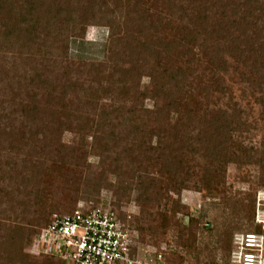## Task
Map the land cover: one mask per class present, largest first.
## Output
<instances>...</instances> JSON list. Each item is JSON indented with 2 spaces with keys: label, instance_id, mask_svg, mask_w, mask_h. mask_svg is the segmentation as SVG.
Masks as SVG:
<instances>
[{
  "label": "rangeland",
  "instance_id": "obj_1",
  "mask_svg": "<svg viewBox=\"0 0 264 264\" xmlns=\"http://www.w3.org/2000/svg\"><path fill=\"white\" fill-rule=\"evenodd\" d=\"M116 1L72 5L86 20L69 24L66 48L48 38L51 46L39 48L46 80L34 79L38 50L32 62L24 49L0 50V264H65L44 256L38 235L54 214L79 207H112L137 252L161 253L163 264L226 262L233 235L254 225L251 207L264 188V25L252 18L257 9H248L243 35L227 22L246 9L244 0H174L171 10L167 0H132V16L156 27L143 30L139 40L153 47L133 70L130 58L106 51L109 21L99 16ZM193 5L216 19L223 11L236 16L220 20L218 36L206 29L196 37ZM67 78L73 85L56 89L48 103L52 86ZM33 104L40 112L30 111ZM143 224L150 228L138 230ZM17 225L33 230L19 249ZM181 229L195 235V248L180 245Z\"/></svg>",
  "mask_w": 264,
  "mask_h": 264
},
{
  "label": "trees",
  "instance_id": "obj_2",
  "mask_svg": "<svg viewBox=\"0 0 264 264\" xmlns=\"http://www.w3.org/2000/svg\"><path fill=\"white\" fill-rule=\"evenodd\" d=\"M80 0H0V50L3 51H16L24 49L25 52L28 54L29 60L32 62L34 59H36L37 55L40 53V47L44 46V48H48L49 46L46 45L48 40L49 42L54 44L56 48H66L68 43V26L71 22H85V18L82 17L79 13H75V10L72 8V5L75 3L77 4ZM117 3H114V6L112 9L109 8L107 11L101 12L100 18H107L110 34H109V40L106 46V51L111 54H115V52L118 54V56H124L126 58H130L131 62L133 63V70L134 67L137 64H140V56L147 55V53H150L152 51L153 42L148 41L146 38L141 42L139 38L141 37V34L144 33L143 30H151L156 29L153 22L149 21L145 23V17L144 16H132L133 14H136V9L131 8L132 6H135L138 4V2H135V4H132V0H118ZM119 2V3H118ZM234 6L237 7L244 5L246 8L243 10L242 13H239L240 15H237V18L233 20V22H227L228 26H234L239 34L242 33L243 35L246 34V28L249 23V17L251 16V8L254 7V9H257V13L259 14L255 18L258 23H261V25H264V0H244V4L241 3H235L234 1L231 3ZM167 10L172 9V5L175 4L174 0H167L166 2ZM224 4H222L223 6ZM225 5H230V1L227 0ZM224 5V6H225ZM194 9L195 21H198V24L196 26L201 27L200 31H195L196 37L202 32L204 33V30L206 29L209 31V35L212 36L219 34V28H221V25L218 24L221 19H227L236 16L234 15H226V11H223L221 18H215V16L212 15V13L209 10H202L204 14H200L198 11V8L196 6H192ZM251 12H249V10ZM197 10V11H195ZM235 10V9H234ZM242 11V10H241ZM138 12V11H136ZM141 12V11H140ZM170 13L168 15L172 16L174 14L173 11H169ZM144 14L143 12H141ZM112 14V15H111ZM141 14V15H142ZM174 16V15H173ZM159 17V16H158ZM138 20L137 26L130 27L131 19ZM160 18V17H159ZM170 18V17H169ZM182 20V17H180ZM161 19V18H160ZM216 19V20H215ZM178 20V19H177ZM171 21V20H170ZM200 22V23H199ZM237 25V26H236ZM263 27V26H262ZM182 29V28H181ZM185 33L189 30V28L186 26ZM190 33V32H189ZM134 35V36H133ZM24 36V37H23ZM136 36V37H135ZM139 36V37H137ZM186 36V35H185ZM184 36V37H185ZM195 37V36H194ZM48 38V40H46ZM52 38V39H49ZM208 40V37H206ZM205 38V39H206ZM216 38V37H215ZM217 40V39H216ZM136 42V43H135ZM46 46V47H45ZM123 46V47H122ZM263 46V45H262ZM127 49V50H125ZM38 50V54L37 51ZM264 50V49H263ZM40 55V59L37 60L38 67H34V79H42L43 73L42 70H46L45 63L43 62L44 59H46L45 55ZM36 56V57H35ZM125 59V58H124ZM121 60V59H120ZM123 61V60H122ZM121 61V62H122ZM119 63L114 64L115 68L119 67ZM103 64L99 65L102 66ZM121 72L123 70L119 68ZM171 77V75H170ZM172 78V77H171ZM42 80H46V78H43ZM72 84L69 78H67V83L62 84L60 86L53 85L52 92H48L49 100L51 98H54L57 96V93H55L56 89L59 93H64ZM154 92L157 90L158 83L155 84ZM59 88V89H58ZM162 88V87H161ZM55 91V92H54ZM54 92V93H53ZM47 93V92H46ZM60 94V98L62 99ZM49 106V105H48ZM62 108L65 106H61ZM30 111L34 114V112H40L39 108L36 105H32L29 107ZM133 109L130 110L132 112ZM108 113L106 111L101 112V116H106ZM105 118V117H104ZM104 119H101V121L98 124H104ZM2 129L0 130V137L3 135ZM24 135V132H23ZM3 138V136H2ZM96 138V137H95ZM102 140H109L108 137L101 138ZM1 140V139H0ZM6 140V139H5ZM102 140L96 141L98 144ZM264 189V188H263ZM151 200V199H150ZM146 203H149L148 199L145 200ZM254 204L255 201L252 204L251 207V213H250V221L252 222V227L246 228L243 231H253V232H263L264 228H261L260 225L254 223ZM74 210V209H73ZM72 210V211H73ZM70 211V212H72ZM69 213V212H66ZM64 214V213H60ZM160 224L159 226L163 229L166 227L167 219L165 215L160 216ZM38 218L32 219L27 224H34L37 222ZM50 220L44 224L46 226ZM139 228V229H138ZM137 229L140 231H144V229L150 228L147 226L146 228L143 225H139ZM12 231L13 238L18 244V249L22 248L29 242L30 240V234L33 230H30L29 227H25L24 225H17ZM187 232V237H183ZM15 235V236H14ZM179 242L180 245L186 247V248H192L193 244L196 241L195 235L187 229H181L179 230ZM232 242V240H231ZM194 247V246H193ZM195 248V247H194ZM232 248V243H230V247L226 253L225 260L228 261L229 253ZM201 250L197 249V254H200ZM46 258H52L56 259L60 262H63L60 258L53 257V256H46ZM198 256V255H197ZM197 258V257H196ZM64 263V262H63ZM25 264H30L29 261H25ZM205 264H216V262L208 261Z\"/></svg>",
  "mask_w": 264,
  "mask_h": 264
},
{
  "label": "built area",
  "instance_id": "obj_3",
  "mask_svg": "<svg viewBox=\"0 0 264 264\" xmlns=\"http://www.w3.org/2000/svg\"><path fill=\"white\" fill-rule=\"evenodd\" d=\"M254 223L264 228V189L257 192ZM42 253L60 258L65 264H163L161 253L142 257L132 231L112 207H79L54 214L38 235ZM252 264L264 261V233L241 231L233 235L228 261L216 264Z\"/></svg>",
  "mask_w": 264,
  "mask_h": 264
},
{
  "label": "clouds",
  "instance_id": "obj_4",
  "mask_svg": "<svg viewBox=\"0 0 264 264\" xmlns=\"http://www.w3.org/2000/svg\"><path fill=\"white\" fill-rule=\"evenodd\" d=\"M148 80H149L148 77H144V78H143V82H144V83H147ZM147 106H148V107H152V104L149 103V104H147ZM89 139H91V137H89ZM248 264H252V257H249V258H248ZM261 264H264V261H262Z\"/></svg>",
  "mask_w": 264,
  "mask_h": 264
}]
</instances>
